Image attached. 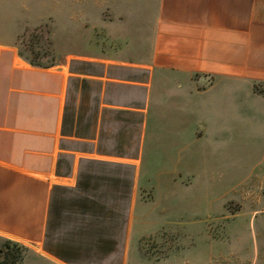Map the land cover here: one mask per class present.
Masks as SVG:
<instances>
[{"label":"crops","instance_id":"crops-1","mask_svg":"<svg viewBox=\"0 0 264 264\" xmlns=\"http://www.w3.org/2000/svg\"><path fill=\"white\" fill-rule=\"evenodd\" d=\"M105 1L104 55L37 66L0 37V236L31 264H158L197 237L216 247L234 113L264 103V0ZM160 147L177 162L156 172ZM200 182L205 212L185 206ZM254 253L264 264V246Z\"/></svg>","mask_w":264,"mask_h":264},{"label":"rangeland","instance_id":"rangeland-1","mask_svg":"<svg viewBox=\"0 0 264 264\" xmlns=\"http://www.w3.org/2000/svg\"><path fill=\"white\" fill-rule=\"evenodd\" d=\"M104 1L0 0V37L15 42L26 58L46 66L63 62L70 53L104 55V51L98 50L100 22H110L113 16L112 8L104 5ZM259 91V94L264 95V89L260 88ZM263 104L252 103L248 117H238V113H234L232 140L226 155L220 157L222 167L220 165L217 168L227 171L233 178L232 183L223 184L224 192L229 191L227 189L231 186L232 192L221 200L218 206H221L223 211L226 210L225 215L229 218L218 221L215 226L212 225V235L217 246L210 248L202 237H197L195 246L189 247L191 241L186 240L187 247L181 250L178 260L171 259L172 261L158 264H214L215 259L217 264H225V254L228 250H232L236 258L249 251V261L246 260L244 264H258L252 251L257 243L262 248L264 246ZM159 145L162 147L161 142ZM190 146L186 143L178 148L183 149L180 150L183 157L191 150ZM161 147L157 153L159 157L155 158L156 172L163 169L164 164L167 166L170 162V165L174 166L177 162L175 152L178 146L176 151L171 148L172 150L167 152L166 159L163 158L165 152ZM197 154V163L202 164L206 160L209 164L210 157L206 152L198 148ZM208 185L200 182L194 184L192 189L185 188V206L196 203L198 209L200 207L201 211H207L208 202L211 200L204 194L210 192ZM193 193L196 194V199L190 201L188 196H193ZM194 232L197 233V230ZM6 239L0 236V251ZM211 251L214 257H211ZM23 253L22 264L33 263L34 258L29 247L25 246ZM2 256L0 252V261ZM235 264L242 263L239 260Z\"/></svg>","mask_w":264,"mask_h":264},{"label":"trees","instance_id":"trees-1","mask_svg":"<svg viewBox=\"0 0 264 264\" xmlns=\"http://www.w3.org/2000/svg\"><path fill=\"white\" fill-rule=\"evenodd\" d=\"M27 59L33 65L45 66V65L37 64L34 61L30 60L29 58ZM259 89H260L259 86H255V91L257 93H260ZM24 250H25V246H23L22 244L6 239L4 247L0 251L1 254L3 255L0 264H22L24 260V253H23Z\"/></svg>","mask_w":264,"mask_h":264}]
</instances>
